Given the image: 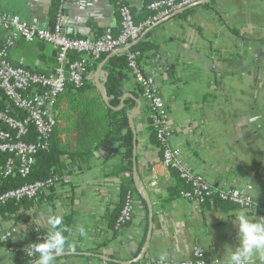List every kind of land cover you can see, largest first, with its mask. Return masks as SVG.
Listing matches in <instances>:
<instances>
[{
    "label": "crops",
    "instance_id": "1",
    "mask_svg": "<svg viewBox=\"0 0 264 264\" xmlns=\"http://www.w3.org/2000/svg\"><path fill=\"white\" fill-rule=\"evenodd\" d=\"M149 1L128 0L136 23L151 14ZM118 3L71 0L63 21L66 34L94 38L106 28L117 34ZM56 7L57 0H0V11L23 21L37 18L41 27L53 24ZM154 24L136 41L153 45L140 66L158 86L168 112L170 144L212 187L250 184L254 201L263 203L264 0H209ZM6 36L0 31V45ZM8 60L47 73L55 66L56 50L41 41L17 39L8 47ZM104 67L103 61L98 64L94 80L104 77ZM122 91L130 102L126 113L128 119L132 115L129 128L136 137L139 190L131 221L120 231L103 221L119 201L118 179L109 173L120 154L117 144L101 145L86 163L66 159L60 186L19 202L12 213H0V224L13 229L9 240L0 241V264H16V256L46 236L49 216L71 219L64 229L60 226L66 243L52 264H179L190 260L198 246L209 264H227L226 245L236 243L233 216L243 211L250 218L264 217L216 198L198 207L171 197L175 181L161 163L160 147L150 139L148 107L130 72ZM4 106L12 109L7 100ZM249 264H264V253Z\"/></svg>",
    "mask_w": 264,
    "mask_h": 264
},
{
    "label": "built area",
    "instance_id": "2",
    "mask_svg": "<svg viewBox=\"0 0 264 264\" xmlns=\"http://www.w3.org/2000/svg\"><path fill=\"white\" fill-rule=\"evenodd\" d=\"M71 0H57L53 24L41 27L37 18L23 21L18 16L0 11V31L7 33L4 45L0 47V91L4 98L25 113V117L16 118L0 112V153L7 154L8 159L2 174H18L25 178L32 168L38 151L48 146V138L55 126L54 103L65 88L67 81L79 85L85 72L84 58L70 60L71 54L88 55L96 59L101 55L114 53L135 42L145 28L167 18L170 15L191 7L204 0H151L147 8L151 14L140 23L134 21L128 0H119L118 13L120 29L117 34L112 28H106L97 37H70L64 27L66 5ZM17 39L27 42L41 41L56 50V62L51 72H34L22 66H14L8 60V47ZM138 51L127 55L129 72L140 88L142 99L148 107V117L161 149V163L168 169H174L178 176L189 186L179 192V197L191 200L196 205L213 198L229 202L243 210L264 216V202L256 203L252 196L250 184L235 187H212L200 174L195 173L181 157L178 149L169 139L172 132L168 126V112L160 97L154 78L143 72L138 62ZM67 75V77H65ZM30 125L37 133L36 141H27ZM61 178L50 177L46 180L24 183L0 194V205L8 202L32 200L44 191L60 186ZM135 208V197L128 198L122 206L115 229L120 231L122 225L131 221ZM13 229L0 224V241L5 242L12 236ZM40 237L36 242L43 240ZM23 254L33 258L27 247ZM179 264H209L201 247L193 250L192 258Z\"/></svg>",
    "mask_w": 264,
    "mask_h": 264
},
{
    "label": "trees",
    "instance_id": "3",
    "mask_svg": "<svg viewBox=\"0 0 264 264\" xmlns=\"http://www.w3.org/2000/svg\"><path fill=\"white\" fill-rule=\"evenodd\" d=\"M2 46L0 45V47ZM152 47V44L139 40L127 46L126 49L118 50L109 56L101 55L96 59H86L85 72L80 84L74 85L67 81L64 90L54 103L56 111L54 129L48 138V146L37 152L30 173L25 178L18 174L4 176L2 171L8 155L0 153V194L24 183L46 180L53 176L61 178L67 168L66 159L71 163H86L99 146L117 144V153L120 154V158L111 168L109 175L118 179L119 201L108 209L103 217V221L108 227L117 231L115 229L117 218L125 201L130 197L138 198V189L132 176L133 137L126 113L130 102L125 98L122 100V82L126 79V73L129 72L127 55L138 51L140 56L137 60L141 62L145 53ZM75 58H79L77 54L70 55V60ZM102 61L105 66V75L96 81L91 75ZM5 101L6 99L0 91V112L16 118L25 117V113L12 104V109L6 110ZM148 122L151 129L150 139L159 146L149 118ZM1 126L7 129L6 126ZM25 139L27 141L38 139L37 133L31 125ZM170 172L175 181L173 187L170 188V196L177 197L181 190H186L189 186L174 169H170ZM216 202L228 204V202L219 199ZM19 204L8 201L0 205V213H12ZM70 221L69 217H65L61 227L64 229L66 223ZM127 224L122 225V228ZM37 259L38 254H34L33 258L19 254L14 260L16 264H33Z\"/></svg>",
    "mask_w": 264,
    "mask_h": 264
},
{
    "label": "clouds",
    "instance_id": "4",
    "mask_svg": "<svg viewBox=\"0 0 264 264\" xmlns=\"http://www.w3.org/2000/svg\"><path fill=\"white\" fill-rule=\"evenodd\" d=\"M62 223V217L49 216L46 237L27 246L29 253L38 254L35 264H52L64 248L66 240L60 229ZM232 224L236 229V243L235 247L226 245L229 252L227 264H249L254 255L264 253V217L250 218L241 211L233 216Z\"/></svg>",
    "mask_w": 264,
    "mask_h": 264
},
{
    "label": "water",
    "instance_id": "5",
    "mask_svg": "<svg viewBox=\"0 0 264 264\" xmlns=\"http://www.w3.org/2000/svg\"><path fill=\"white\" fill-rule=\"evenodd\" d=\"M205 1H209V0H204V1L198 2V3H196V4H199V3H202V2H205ZM196 4H194V5H196ZM182 11H183V10H182ZM182 11H179V12H182ZM179 12L174 13V14L170 15V16L167 17V18H164V19L159 20L158 22H156V23L154 24V26H156V25H158V24H161V23L167 21L170 17L175 16V15L178 14ZM133 43H134V42H133ZM133 43H131V44H133ZM131 44H130V45H131ZM124 49H126V47L120 49V51H122V50H124ZM65 77H67V75H66ZM123 99H124V96L122 97V100H123ZM121 106H122V104L120 105V107H121ZM131 116H132V115L129 116V119L131 118ZM135 147H136V137H135V135H133V152H134V150H135ZM132 176H133V179H134V182H135L136 188L139 190V183H138V178H137V175H136V160H135V153H133V155H132ZM61 255H63V254H62V253H59V254L56 255L55 257L61 256ZM118 263H120V264H130V262H118ZM33 264H35V263H33Z\"/></svg>",
    "mask_w": 264,
    "mask_h": 264
}]
</instances>
